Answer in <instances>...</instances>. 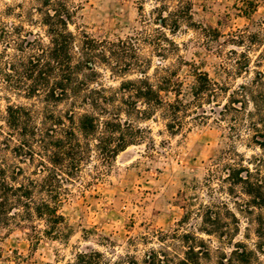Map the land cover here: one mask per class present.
Returning a JSON list of instances; mask_svg holds the SVG:
<instances>
[{
	"label": "rangeland",
	"instance_id": "1",
	"mask_svg": "<svg viewBox=\"0 0 264 264\" xmlns=\"http://www.w3.org/2000/svg\"><path fill=\"white\" fill-rule=\"evenodd\" d=\"M188 1L190 16L172 30L170 19L164 27L158 19L175 11L177 0L164 2L161 12L155 11L161 5L156 0H69L76 8L69 26L73 33L85 31L113 43L108 62L96 63L92 88L115 91L144 74L155 87L170 83L171 89H181L184 100L206 78L212 88L180 112L175 134L167 130V104L175 99L171 91L160 92L163 103L149 119L122 112L123 120L143 132L109 165L93 151L76 179L66 184L70 194L61 212L67 237L43 236L40 221L35 222L38 239L27 228H1L0 264H123L126 257L143 264L152 252L162 259L183 257L189 247L201 264H219L236 258L237 246L253 253H244L248 264H264V208L229 177L236 172L245 176L238 171L244 167L264 189V0ZM17 2L0 0L4 23L16 24L3 12L16 9ZM32 4L26 0L27 7ZM29 29L47 43L42 28ZM3 50L0 41V55ZM4 68L2 63L0 161L17 164L11 151L15 141L4 147L6 107L33 108L40 125L45 104L24 98L16 73ZM71 109L70 101L51 106L57 114ZM20 164L26 174L37 168L27 161Z\"/></svg>",
	"mask_w": 264,
	"mask_h": 264
},
{
	"label": "trees",
	"instance_id": "2",
	"mask_svg": "<svg viewBox=\"0 0 264 264\" xmlns=\"http://www.w3.org/2000/svg\"><path fill=\"white\" fill-rule=\"evenodd\" d=\"M156 1L161 5L155 11L161 12L167 0ZM177 1L179 6L175 11L168 12L167 17L160 15L158 22L163 27L170 19L175 30L181 18L190 16L189 1ZM15 7H8L3 15L13 16L16 24L4 23L0 18V41L4 46L0 65L3 63L4 71L16 73V87L24 98L39 99L45 104V114L38 125L33 108L14 104L6 107L4 122L8 131L3 139L4 147L10 148V143L15 141L11 151L18 162L0 161V229L9 232L27 228L31 237L38 239L40 232L35 222L40 221L45 224L43 236L65 239L67 225L61 207L70 194L66 184L76 179L93 151L102 164L109 165L126 148L136 144V133L143 132L139 127L133 128L129 120H123L121 113L149 119L150 112L163 103L160 92L171 91L175 99L167 104L170 121L167 130L175 134L178 129L174 123L180 112L201 99L206 91H211L212 83L206 78V84L196 88L189 100L182 98L181 89H171L174 87L170 83L155 87L145 74L138 81L122 83L115 91L92 88L89 81L95 74L96 63L108 62L106 52L112 54L113 43L98 40L85 31L73 33L69 26L76 8L69 0H33L29 7L26 0H18ZM29 27L42 28L47 43ZM10 49L13 50L11 55L8 54ZM64 101H70L72 107L67 113L57 114L51 110V106ZM139 104L144 106L143 110ZM78 109L83 112L76 113ZM25 161L35 163L37 168L26 174L20 164ZM243 168L238 171H245V176L239 172L229 175L232 185H242L253 203L264 208V189L253 182L250 171ZM242 247L237 246L233 251L236 258H225L219 264L234 261L248 264L250 258L244 257V253H253ZM123 264L140 263L126 257ZM143 264L201 262L195 248L189 247L183 257L162 259L160 254L152 252L145 256Z\"/></svg>",
	"mask_w": 264,
	"mask_h": 264
}]
</instances>
